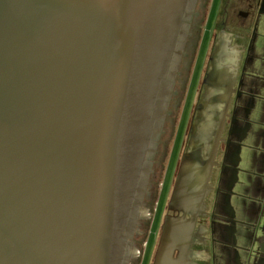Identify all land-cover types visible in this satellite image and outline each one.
<instances>
[{
	"label": "water",
	"instance_id": "1",
	"mask_svg": "<svg viewBox=\"0 0 264 264\" xmlns=\"http://www.w3.org/2000/svg\"><path fill=\"white\" fill-rule=\"evenodd\" d=\"M197 3L0 0V264H130ZM214 157L181 167L153 264H192Z\"/></svg>",
	"mask_w": 264,
	"mask_h": 264
},
{
	"label": "flooded vegetation",
	"instance_id": "2",
	"mask_svg": "<svg viewBox=\"0 0 264 264\" xmlns=\"http://www.w3.org/2000/svg\"><path fill=\"white\" fill-rule=\"evenodd\" d=\"M204 7H206V12H204L202 17L203 30L199 36L200 42L197 45L198 47L196 49V52H194L193 54L192 52H190V45L192 44L190 40L192 34L189 35L185 47V54L183 56L182 64L180 67V74L176 82H180L185 85L186 91L183 94L175 91L169 107L172 109H170V113L166 119V123L167 121H171L174 123L177 117L174 112L177 113L180 111L181 113L182 105L179 104L183 101L184 98H186V93H188V83L191 79V77L189 76L187 80L186 71L183 72V70L184 68H187V66L189 67V65H192L191 67L193 68L195 57L199 50L200 44H202L201 51L203 45H206V62L204 65L200 84H197V88L195 90V103L192 108L191 115L188 117L189 120H187L190 124L187 132L188 139L185 145H188L189 148H185L182 159L179 163L166 214H183L182 210L171 208L170 201L172 199V194L176 186L177 177L185 161H190L192 160V158L204 161V154L212 155V153L214 152L215 159L213 160V163H215V160L217 162L216 164L212 163L214 166L210 176L211 180L209 181L213 188L210 190V187H208L209 185L207 184L206 189L208 193L203 201V206L206 209V214L200 213L197 218L196 233L198 235L197 237L193 238L194 244L192 246L194 249L192 257L194 259L204 257L203 252L195 251L202 249V247L205 246L208 241H204V238L202 237V235H204L208 239L207 231L209 230L208 216L210 207V200L208 199V196L212 192H216V194L219 192V187L216 186V178L218 172L219 176L221 173L220 167L222 163L218 161V153L222 141H220L219 143L217 152L214 151L213 144L216 137H219L220 139L222 138L221 130L225 128L226 121L232 118V115L229 113L228 105L234 91V86H232V84L235 77L232 75L230 70L237 65V61L239 59L237 51L241 49L245 50V36L243 35V32H248L251 27L250 24L247 23V21H253L259 19V17L261 16H264V0H206ZM238 7L241 8L239 9ZM235 8L239 9H237V13H239V16L237 18L234 17V21L232 23L234 24L235 22H237L241 24L242 28L240 31L235 30L230 25V22L228 20V17L231 15L230 9L234 10ZM196 16L198 17V15ZM189 72L191 73L192 69L191 71L189 70ZM184 76L186 78L185 81H183ZM219 87L221 90H219ZM177 122L178 120L176 121V125ZM207 142H209L208 150L207 146L204 147ZM158 149L156 157L159 153ZM141 218H143L142 215ZM197 246H199V248ZM134 256L135 255H133L132 253L130 264H133L132 261L134 259ZM189 264H191V261Z\"/></svg>",
	"mask_w": 264,
	"mask_h": 264
},
{
	"label": "rangeland",
	"instance_id": "3",
	"mask_svg": "<svg viewBox=\"0 0 264 264\" xmlns=\"http://www.w3.org/2000/svg\"><path fill=\"white\" fill-rule=\"evenodd\" d=\"M205 2L206 0H198L196 7V15H198V17L196 15L194 16L190 28V34H192L190 40L192 43L190 45V52L193 54L196 52L198 47L197 45L200 42L199 36L203 30L202 17L204 12H206V7H204ZM241 7L238 8L240 9ZM238 8H235L234 10L230 9L231 15L228 17V20L230 25L235 30L240 31L242 28L241 24L237 22L234 24L232 23L234 21V17L237 18L239 16V13H237L239 10ZM262 18L264 17H259V21ZM247 23L250 24V30L253 29V31H255L258 26L257 23V25L255 26L254 24L253 27V21H247ZM260 23L261 24H259L258 29H260L261 25L264 27V20H261ZM201 47L202 44L199 46L193 68L191 67L192 65H189V67L187 66V68H184L183 70V72L186 71L187 80L189 76L191 79L188 83V93H186V98L183 99L181 102L182 104H179L182 105L181 113L180 111L177 113L174 112L177 116L176 121L178 120L177 125L176 121L174 123L167 121V123H165L166 126H164L165 133H162L161 139L159 141V153L154 161V166L142 211L143 218L140 219L135 240V247L133 248L132 252L135 255L132 261L133 264H153L154 261L155 252L160 240L162 224L165 215L167 214L168 202L172 193L178 166L182 159L185 148H189L188 145H185L188 139L187 132L190 124L187 120H189L188 117L191 115V111L195 103V90L197 88V84H200L207 58V55L205 54L206 45H203L202 51ZM191 69L192 72L190 73L189 70L191 71ZM185 80L186 78L184 76L183 81ZM175 91L183 94L186 91V86L178 82L175 85ZM170 109L172 108H169V110ZM220 179L221 178H219L218 172L216 178L217 186H220ZM208 199L210 200L208 223L210 226L212 223L213 225L215 223V226H219L221 238H230V241L228 242L229 245H220L216 243V246H214V244L210 242L203 246L207 249L211 248V255L212 257L216 258L217 264H264V259L260 258V254L258 255V253H260L261 238L263 236L259 227L261 225L259 219H254L248 221L247 223L238 221L237 216H241L239 214V209L237 206L236 209L233 207L234 205L230 206V201H228L226 206L229 209L231 207L233 208L231 213L233 221L225 220L220 222L217 220L218 217L214 218L212 209L215 207L216 203L219 206L222 205V201L217 198L216 192L210 193ZM237 203L239 205V202ZM240 209H243V207ZM223 239H221V241H226ZM197 247L199 248V246ZM213 261L214 260H212V262Z\"/></svg>",
	"mask_w": 264,
	"mask_h": 264
},
{
	"label": "crops",
	"instance_id": "4",
	"mask_svg": "<svg viewBox=\"0 0 264 264\" xmlns=\"http://www.w3.org/2000/svg\"><path fill=\"white\" fill-rule=\"evenodd\" d=\"M264 17V16H261ZM261 20H264L262 18ZM259 19L253 20V29L243 32L245 50L238 52L237 65L230 71L235 77L234 91L229 102L232 115L221 130L224 141L219 147L220 186L217 198L222 205L212 209L214 218L223 222L232 220V207L239 209L238 221L247 223L258 220L264 209V28ZM219 90L220 87H219ZM221 92V91H220ZM229 114V115H230ZM221 198V199H220ZM239 202V205L238 203ZM226 206V208H225ZM243 209H240L242 208ZM243 213V214H242ZM217 221V222H218ZM229 226V225H228ZM207 231L208 243L229 245L230 238L220 237L215 223ZM221 239L226 241H221ZM225 242V243H222ZM212 246V244H211ZM203 252V258H193L192 264H217L211 255V248L196 250ZM212 260H214L212 262Z\"/></svg>",
	"mask_w": 264,
	"mask_h": 264
},
{
	"label": "bare ground",
	"instance_id": "5",
	"mask_svg": "<svg viewBox=\"0 0 264 264\" xmlns=\"http://www.w3.org/2000/svg\"><path fill=\"white\" fill-rule=\"evenodd\" d=\"M209 149V142H207V150ZM207 153V152H206ZM206 156H208V155H206Z\"/></svg>",
	"mask_w": 264,
	"mask_h": 264
}]
</instances>
